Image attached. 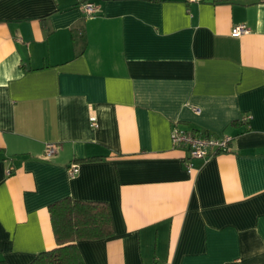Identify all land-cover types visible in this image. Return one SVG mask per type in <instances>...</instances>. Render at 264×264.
<instances>
[{"label":"crops","instance_id":"obj_1","mask_svg":"<svg viewBox=\"0 0 264 264\" xmlns=\"http://www.w3.org/2000/svg\"><path fill=\"white\" fill-rule=\"evenodd\" d=\"M174 128L232 139L187 161ZM64 197L109 209L85 264H264V0H0V260Z\"/></svg>","mask_w":264,"mask_h":264},{"label":"trees","instance_id":"obj_2","mask_svg":"<svg viewBox=\"0 0 264 264\" xmlns=\"http://www.w3.org/2000/svg\"><path fill=\"white\" fill-rule=\"evenodd\" d=\"M48 211L55 245L38 253L29 264H85L77 242L112 236V221L104 202L64 197L52 202ZM0 264L7 263L0 260Z\"/></svg>","mask_w":264,"mask_h":264},{"label":"built area","instance_id":"obj_3","mask_svg":"<svg viewBox=\"0 0 264 264\" xmlns=\"http://www.w3.org/2000/svg\"><path fill=\"white\" fill-rule=\"evenodd\" d=\"M201 0H187V2H198ZM82 8L88 17H92L98 11V8L90 1H85ZM248 32V27L245 24H239L231 29V34L234 36L242 35ZM196 113L199 112L198 108H194ZM249 115L245 116L244 121L249 120ZM90 124L96 127L95 117L90 118ZM231 137L228 135L215 136L207 133H197L190 130H183L174 128L171 133V141L173 147H185L187 152V161L192 159L206 158L215 155L219 152L227 151L231 142ZM56 151V145L49 143L46 145L43 158L49 159ZM190 168V164L188 163ZM71 176L78 172V167L72 165L68 168Z\"/></svg>","mask_w":264,"mask_h":264}]
</instances>
